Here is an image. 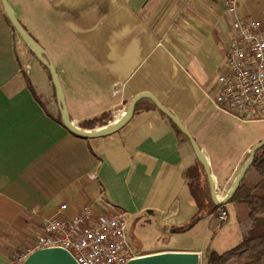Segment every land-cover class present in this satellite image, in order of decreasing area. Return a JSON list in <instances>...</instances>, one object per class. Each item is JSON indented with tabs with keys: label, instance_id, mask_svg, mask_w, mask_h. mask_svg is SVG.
Masks as SVG:
<instances>
[{
	"label": "crops",
	"instance_id": "1",
	"mask_svg": "<svg viewBox=\"0 0 264 264\" xmlns=\"http://www.w3.org/2000/svg\"><path fill=\"white\" fill-rule=\"evenodd\" d=\"M10 4L21 21L24 4ZM237 14L264 18V0H239ZM27 15L73 122L94 130L110 124L115 108L150 94L205 150L216 186H233L264 125L232 118L264 120H239L214 103L234 20L223 0H31ZM22 43L0 0V264H19L13 253L30 246L42 219L59 215L62 205L69 215L84 204L119 206L189 243L141 255L203 256L206 244L222 252L219 246L241 242L236 203H226L229 218L216 230L206 168L150 96L116 131L79 136L63 122L49 69ZM94 117L100 120L91 127Z\"/></svg>",
	"mask_w": 264,
	"mask_h": 264
},
{
	"label": "built area",
	"instance_id": "2",
	"mask_svg": "<svg viewBox=\"0 0 264 264\" xmlns=\"http://www.w3.org/2000/svg\"><path fill=\"white\" fill-rule=\"evenodd\" d=\"M234 15L232 33L225 55L224 68L217 77L218 90L214 97L216 108L242 121L264 120V18L237 14L239 0H223ZM129 106L112 111L109 123L121 119ZM222 199L226 189L216 186ZM44 217L33 243L13 253L21 264L33 251L46 247L68 249L80 264H125L141 254L128 237V213L112 205L97 211L84 204L76 214ZM221 222L229 218L225 208L215 214ZM203 257L200 264H204Z\"/></svg>",
	"mask_w": 264,
	"mask_h": 264
},
{
	"label": "water",
	"instance_id": "3",
	"mask_svg": "<svg viewBox=\"0 0 264 264\" xmlns=\"http://www.w3.org/2000/svg\"><path fill=\"white\" fill-rule=\"evenodd\" d=\"M5 13L9 18L11 24L23 40L32 48L33 52L39 58V60L47 66L49 69L52 79L56 88V93L58 100L61 105V113L64 124L75 134H78L82 137H98L102 135L110 134L120 128L124 123H126L129 118L132 116L138 100L142 96H150L158 108L163 111L179 128L180 130L189 138L196 155L204 164L208 176L210 178V184L212 187V197L216 204H226L233 197L234 193L238 190L241 182L246 177L248 171L252 167V164L255 159L256 152L264 146V138L256 143L250 150V154L247 162L243 165L237 179L235 180L233 186L228 190L227 194L220 199L216 191V184L214 176L212 173L211 165L209 158L205 150L199 145L198 141L195 139L189 128L185 123L175 115L170 109L164 106L159 100L150 94H140L136 96L131 104L129 105L126 114L119 120L114 123L100 126L94 130L84 129L77 125L70 119L67 105L65 102V97L63 93V88L61 82L57 75L56 69L47 56L44 48L40 43L29 33L26 27L22 24L19 18L16 16L15 10L11 6L9 0H1ZM202 252L198 251H178V250H166L160 252H153L142 254L125 264H200L202 260ZM22 264H80L75 256L68 250L63 247H46L40 248L33 251L28 257L23 261Z\"/></svg>",
	"mask_w": 264,
	"mask_h": 264
},
{
	"label": "trees",
	"instance_id": "4",
	"mask_svg": "<svg viewBox=\"0 0 264 264\" xmlns=\"http://www.w3.org/2000/svg\"><path fill=\"white\" fill-rule=\"evenodd\" d=\"M99 120V117L91 118L88 124L94 127ZM170 121L178 133L187 138ZM229 202L236 203L238 220L244 229L243 238L223 252L206 249L204 264H264V216L259 215L264 211V146L256 152L252 167ZM219 208L226 209V204H213L211 213L217 214Z\"/></svg>",
	"mask_w": 264,
	"mask_h": 264
},
{
	"label": "rangeland",
	"instance_id": "5",
	"mask_svg": "<svg viewBox=\"0 0 264 264\" xmlns=\"http://www.w3.org/2000/svg\"><path fill=\"white\" fill-rule=\"evenodd\" d=\"M31 0H9L10 3H13V5L17 6L18 4H24V8L21 12V21L22 24L25 25V27H29L28 21H27V2H30ZM35 2H38V0H34ZM41 2V0H40ZM26 28V29H27ZM19 41H23V38L20 37L19 35ZM24 44V43H22ZM26 44V43H25ZM228 116V115H227ZM232 120L239 124L240 126H247L251 127L253 126L254 128H257L258 126L264 125V122H255V123H241L239 121H236L235 119L232 118ZM254 170V169H253ZM229 190V188H226V192ZM260 216H264V211L259 214ZM232 216L235 220L234 214L232 213ZM143 216L142 218L137 217H132L128 216V237L130 240V243L132 246L137 250V251H146L150 249H155L157 247H187L189 245L188 240L186 239H181V238H176L174 235H169L167 236V232L163 227L160 226V224L157 222V224H154L152 220L148 221L146 220ZM216 220L220 223L219 225L217 224L216 230H219L221 227H223L224 223L221 222L218 218ZM214 229V228H213ZM223 232L214 236L215 240H223ZM212 236V235H211ZM190 241V240H189ZM191 243H193V240H191ZM230 245V246H229ZM232 244H224V246H219L222 248H217L220 249V251H225L228 247H232ZM235 245V244H233ZM226 247V248H223ZM212 248L213 246H210L209 244H206V249ZM204 258V254H203ZM204 261V259H203ZM22 264V263H21Z\"/></svg>",
	"mask_w": 264,
	"mask_h": 264
}]
</instances>
